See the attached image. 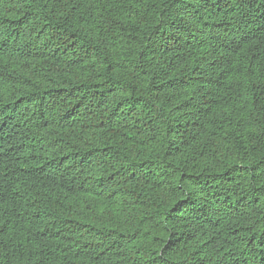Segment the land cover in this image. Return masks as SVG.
<instances>
[{"label": "trees", "instance_id": "1", "mask_svg": "<svg viewBox=\"0 0 264 264\" xmlns=\"http://www.w3.org/2000/svg\"><path fill=\"white\" fill-rule=\"evenodd\" d=\"M0 264H264V0H0Z\"/></svg>", "mask_w": 264, "mask_h": 264}]
</instances>
